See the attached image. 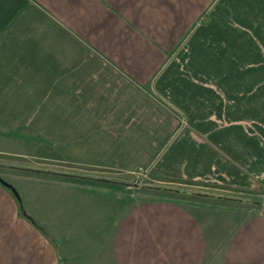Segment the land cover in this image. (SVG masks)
<instances>
[{
	"label": "crops",
	"instance_id": "obj_1",
	"mask_svg": "<svg viewBox=\"0 0 264 264\" xmlns=\"http://www.w3.org/2000/svg\"><path fill=\"white\" fill-rule=\"evenodd\" d=\"M6 158L257 191L264 0H0ZM40 179L10 181L44 231L0 183V264H264V214L123 211L108 188Z\"/></svg>",
	"mask_w": 264,
	"mask_h": 264
},
{
	"label": "rangeland",
	"instance_id": "obj_2",
	"mask_svg": "<svg viewBox=\"0 0 264 264\" xmlns=\"http://www.w3.org/2000/svg\"><path fill=\"white\" fill-rule=\"evenodd\" d=\"M16 159L17 158L2 159L5 165L3 164L2 168H0V177L9 182H11V178L17 177L19 175L26 178L30 177L34 180L41 178L36 175L39 172H25L21 171L20 169H15L16 167H13V165L18 163ZM20 159L21 158H19V160ZM42 169H46L44 172L57 170L56 166H45ZM59 169L63 170L64 173L67 174H75L82 177H87L89 180H92V178L111 180L112 183L102 184L103 186H93H101L112 190L114 194L120 198L123 211H126L135 205L151 201H175L187 206H194L201 203L213 205H231L234 207H244L247 209V212L252 215L264 214V172H257L254 174L253 177L259 185L258 190L253 192L251 195H247L240 193L237 190H223L216 186L210 185L201 186L191 183L180 186L176 183H163V181H161L157 176L152 174L149 169L146 168H142L138 170L136 174L132 175L128 173L104 171L91 168H74L71 166H63ZM69 182H73L76 186H91L89 183L84 182V180Z\"/></svg>",
	"mask_w": 264,
	"mask_h": 264
},
{
	"label": "trees",
	"instance_id": "obj_3",
	"mask_svg": "<svg viewBox=\"0 0 264 264\" xmlns=\"http://www.w3.org/2000/svg\"><path fill=\"white\" fill-rule=\"evenodd\" d=\"M30 174V173H28ZM39 177L41 178H50V179H61L62 181H80V179H71V178H64V177H60V176H54V175H50L48 173L45 172H39L38 174ZM82 182V181H81ZM84 182L89 183L90 185H102V183H99L96 180H84ZM0 183L6 187L15 197L16 201L19 204V208H20V214L26 218L27 220H29L30 222H32V224H34V226H36L37 228H39L40 230L44 231V229L35 221V219L29 214L28 210L26 209L23 197L21 195V193L19 192V190L9 181H6L5 179H3L2 177H0ZM191 184V183H190ZM103 186V185H102ZM240 193H244L247 195H251L253 194V192H242L239 191ZM213 197V196H210ZM220 198V197H219ZM225 199V198H224Z\"/></svg>",
	"mask_w": 264,
	"mask_h": 264
},
{
	"label": "water",
	"instance_id": "obj_4",
	"mask_svg": "<svg viewBox=\"0 0 264 264\" xmlns=\"http://www.w3.org/2000/svg\"><path fill=\"white\" fill-rule=\"evenodd\" d=\"M0 168H2V165H0ZM15 169H20L21 171H25V172H44V171H38V170H34V169H30V168H15ZM45 173H48L50 175H54V176H60V177H64V178H71V179H80V180H87L89 178L87 177H82L79 175H75V174H67V173H57V172H48L46 171ZM92 180H96L99 183L102 184H109L112 183L111 180L109 179H93Z\"/></svg>",
	"mask_w": 264,
	"mask_h": 264
}]
</instances>
